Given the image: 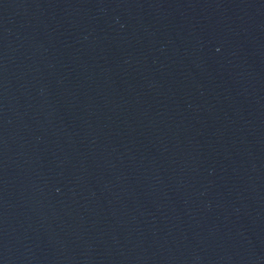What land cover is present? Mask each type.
<instances>
[{
	"label": "water",
	"instance_id": "1",
	"mask_svg": "<svg viewBox=\"0 0 264 264\" xmlns=\"http://www.w3.org/2000/svg\"><path fill=\"white\" fill-rule=\"evenodd\" d=\"M0 264H73L1 153Z\"/></svg>",
	"mask_w": 264,
	"mask_h": 264
}]
</instances>
